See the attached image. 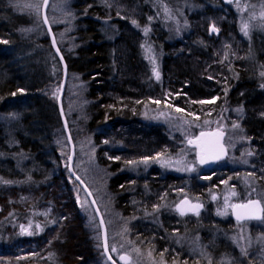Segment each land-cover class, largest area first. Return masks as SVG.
I'll use <instances>...</instances> for the list:
<instances>
[{"label":"trees","instance_id":"trees-1","mask_svg":"<svg viewBox=\"0 0 264 264\" xmlns=\"http://www.w3.org/2000/svg\"><path fill=\"white\" fill-rule=\"evenodd\" d=\"M245 1L236 7L225 0H72L68 49L50 25L68 78L84 84V131L99 130V163L111 173L110 189L125 216L137 201L161 205L164 196L184 189L178 176H137L125 167L173 149L165 127L144 121L142 112L152 103L189 119L239 121L257 158L251 173L264 182V32L257 28L248 39L241 34ZM29 17L12 0H0V264H103L105 251L63 166L67 131L55 94L64 68L43 16ZM29 24L37 27L32 33ZM179 24H185L181 36L167 30ZM148 26L152 37L144 34ZM145 41L161 54L158 80L143 58ZM215 171L206 170L212 173L207 182L193 177L190 197L206 201L222 185L229 172L223 169L224 178ZM175 221L164 216L157 227L137 220L132 229L144 245L171 256L167 234ZM217 242L211 248L216 257L227 251Z\"/></svg>","mask_w":264,"mask_h":264},{"label":"rangeland","instance_id":"rangeland-1","mask_svg":"<svg viewBox=\"0 0 264 264\" xmlns=\"http://www.w3.org/2000/svg\"><path fill=\"white\" fill-rule=\"evenodd\" d=\"M12 1L17 11L24 12L30 17H36L37 20L42 17L46 2V0ZM227 1L236 7L241 3V0ZM245 4L246 9L240 13V31L243 37L248 39L258 29L264 32V0L257 2L247 0ZM32 5H39V9L37 10ZM71 6L72 0H52L47 12L48 21L60 33V43L64 45V48L68 47L67 34ZM165 8L170 7L166 4ZM176 21L175 18L174 22ZM244 24H248L247 35L241 30ZM35 28H37L35 25L29 24L28 32L32 33ZM146 29L144 34L152 37V27L148 26ZM167 30L181 36L185 31V24H179L176 30L169 28ZM216 32H218L217 29ZM142 55L152 78L158 80L155 72H159L160 78V52L151 42L145 41L142 45ZM61 90L60 94H55L58 99ZM87 103L83 82L78 76L72 75L68 78L67 73L61 105L63 114L70 120L75 137V159L72 171L89 189L101 212L107 232L109 251L118 264H264V220L242 223L232 220L231 210L236 203L257 198L264 206V182L259 181L251 173L257 167V158L239 121L218 115L189 119L159 104L146 105L142 112L144 121L165 127L170 135V146L173 149H168L152 158L133 162L125 167L137 176H146L152 172L161 176L168 174L178 176L176 179L182 183L184 189L182 191L175 189L172 194L164 196L161 205H142L137 201L135 206H132L133 213L125 216L117 206L115 196L110 189L111 173L99 163V145L96 144L94 137L99 130L92 133L84 131ZM213 129L225 131L224 145L228 152L226 158L212 167L217 169L214 174H223L224 168H227L229 174L222 185L209 191L208 199L204 201L200 197H190L188 188L193 177L207 182L212 177L210 176L212 173H205L209 169L204 168L200 162V148L189 141L197 138L201 132ZM62 141L67 144L62 153L64 154L63 166L70 168L71 150L67 137L63 136ZM110 146L121 148L122 144L110 142ZM221 176L225 178L224 174ZM71 183L81 212L86 216L94 238L101 243L100 246L104 250L102 226L93 204L72 173ZM185 197H188L191 202L204 204L205 210L180 214L177 206ZM164 216L167 219L174 218L178 224L173 229V233L167 234L168 243H170L167 249L172 251L171 256L165 254L167 250L159 252L156 246L144 245L137 237L138 233L132 229L137 220H143L159 227ZM24 232L29 233V229L24 228ZM215 241L227 250L217 257L211 249L216 248ZM242 249L247 252L246 255L241 251ZM124 254L130 257L129 263L120 260ZM215 261L217 263H214ZM103 264H111L105 252H103Z\"/></svg>","mask_w":264,"mask_h":264},{"label":"water","instance_id":"water-1","mask_svg":"<svg viewBox=\"0 0 264 264\" xmlns=\"http://www.w3.org/2000/svg\"><path fill=\"white\" fill-rule=\"evenodd\" d=\"M51 1L52 0H46L44 8H43L42 16H43V20L45 22V25H46V27H47V29L49 31V35L51 37L53 48H54L57 56L59 57L62 65H63V68H64V80H63L61 95H60V98H59V103L61 105V100H62V97H63V94H64V90H65V87H66L68 70H67V65H66L65 59H64L63 55L61 54V51L59 50V47L57 45L54 33H53V31L51 29V26L49 24V21H48L47 12L49 10ZM225 1H227V0H225ZM63 118H64V121H65V126L68 129L64 114H63ZM203 132L204 133H208V134H212V135L206 137V139L210 142L212 147L206 153H202L201 149H200V162H201V159L203 158L204 162L203 163L201 162L202 166H204V168H206V169H211L218 161L226 158V156H227L228 152H227V149H226V147L224 145V139H225L226 133H225V131H223L221 129H213V130H207V131H203ZM199 135H198V137H199ZM69 140H70V144H71L70 171H71L73 177L76 178L79 181L81 186L87 192V194L89 196V199L91 200V202L93 204L94 210H95V212H96V214H97V216L99 218L100 224L102 226V231H103L104 251H105V254H106L108 260L112 264H118L113 259L112 255H111V253L109 251L108 241H107V232H106L105 223L103 221L101 212L98 209V206H97L92 194L90 193L89 189L86 187V185L82 181L79 180V178L75 174H73L72 166H73V162H74V159H75V148H74V145L72 143V140H71L70 136H69ZM221 147L223 149L222 151H221ZM250 201L259 202V208L260 209H264L263 204L257 198L249 199V200H247L245 202L236 203L235 205H241V204L246 205V204H249ZM235 205L232 207V210H231L232 217H233V219L235 221L241 222V223L242 222H247V221H261V220H257V219H248V218H243V217L241 219H237V213H238L239 210L235 207ZM193 206H199V207H197L195 209V211H197L198 209H203L204 204L191 202L188 198H183L180 201V203L178 204V211L181 213V209H183L184 210L183 213L184 212H194L193 210H191L193 208ZM257 214L260 215V216H264V211H260ZM120 260H122L124 263H129L130 262V257L124 254V255H122L120 257Z\"/></svg>","mask_w":264,"mask_h":264},{"label":"snow or ice","instance_id":"snow-or-ice-1","mask_svg":"<svg viewBox=\"0 0 264 264\" xmlns=\"http://www.w3.org/2000/svg\"><path fill=\"white\" fill-rule=\"evenodd\" d=\"M32 7L36 8L37 10L39 9V5H32ZM133 23H135V21H133ZM241 30L245 32V35H247L248 24H244ZM145 31H147V29H145ZM213 31H216L215 27H213ZM155 75H156V78L159 79V72H155ZM261 75L264 76V73H261ZM262 87H264V85H262ZM156 103H159V101H156ZM201 103H205V101H201ZM177 110L180 111V109H177ZM210 135L212 134L201 132L199 137L195 138L194 140H190L189 143L196 144L201 149L202 153H206L212 147L210 142L206 139V137ZM222 150L223 149L221 147V151ZM201 162L202 163L204 162L203 158L201 159ZM197 207L199 206H193L191 210L195 211ZM235 207L239 210L237 213V219H241L243 217V218H248V219L264 220V216H260L257 214L260 211H264V209L259 208V202L250 201L249 204L235 205ZM183 211L184 210L181 209V214H183ZM241 251L245 255L247 254V252L244 249H242Z\"/></svg>","mask_w":264,"mask_h":264},{"label":"flooded vegetation","instance_id":"flooded-vegetation-1","mask_svg":"<svg viewBox=\"0 0 264 264\" xmlns=\"http://www.w3.org/2000/svg\"><path fill=\"white\" fill-rule=\"evenodd\" d=\"M185 198H188V197H185ZM189 199V198H188ZM190 200V199H189ZM191 201V200H190ZM177 210H178V206H177ZM205 210V206H203V209H198L197 211H194V212H184L183 214H186V213H195V212H201V211H204ZM179 212V211H178ZM180 213V212H179ZM203 213V212H202ZM181 214V213H180ZM233 218V217H232Z\"/></svg>","mask_w":264,"mask_h":264},{"label":"bare ground","instance_id":"bare-ground-1","mask_svg":"<svg viewBox=\"0 0 264 264\" xmlns=\"http://www.w3.org/2000/svg\"><path fill=\"white\" fill-rule=\"evenodd\" d=\"M66 131H67V138H68V141H69V146H70V149H71V144H70V140H69V136L71 137V135H70L69 130L67 128H66ZM71 140H72V138H71ZM72 143H73V140H72ZM73 145H74V143H73Z\"/></svg>","mask_w":264,"mask_h":264}]
</instances>
